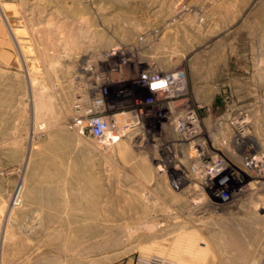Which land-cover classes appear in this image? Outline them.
Instances as JSON below:
<instances>
[{
  "label": "rangeland",
  "instance_id": "1",
  "mask_svg": "<svg viewBox=\"0 0 264 264\" xmlns=\"http://www.w3.org/2000/svg\"><path fill=\"white\" fill-rule=\"evenodd\" d=\"M0 57V264H264V0H0ZM144 69L182 92L115 145L74 128Z\"/></svg>",
  "mask_w": 264,
  "mask_h": 264
},
{
  "label": "built area",
  "instance_id": "2",
  "mask_svg": "<svg viewBox=\"0 0 264 264\" xmlns=\"http://www.w3.org/2000/svg\"><path fill=\"white\" fill-rule=\"evenodd\" d=\"M101 78L104 83H109L105 74ZM134 84L136 104L135 108L128 110H110L106 101L107 86L81 92L72 103L74 128L81 134H89L98 144L115 145L124 137L125 129L139 125L143 116L157 113L156 106L161 98L169 97L173 92H182L184 77L180 70L162 76L157 71L144 69L139 72ZM192 115L190 112L188 118L191 119ZM193 131V127L186 129L189 136Z\"/></svg>",
  "mask_w": 264,
  "mask_h": 264
},
{
  "label": "bare ground",
  "instance_id": "3",
  "mask_svg": "<svg viewBox=\"0 0 264 264\" xmlns=\"http://www.w3.org/2000/svg\"><path fill=\"white\" fill-rule=\"evenodd\" d=\"M217 166H219V165L214 166L215 172H214L213 176L218 175L221 170H225V166L222 165V163L220 164V167H217ZM213 176L211 174L204 173L203 178H205L207 181L212 182ZM228 184H229V182L221 181V183H219V186L216 187L215 193L220 194V192H222L223 190H226V188L228 187Z\"/></svg>",
  "mask_w": 264,
  "mask_h": 264
},
{
  "label": "crops",
  "instance_id": "4",
  "mask_svg": "<svg viewBox=\"0 0 264 264\" xmlns=\"http://www.w3.org/2000/svg\"><path fill=\"white\" fill-rule=\"evenodd\" d=\"M1 58V57H0Z\"/></svg>",
  "mask_w": 264,
  "mask_h": 264
}]
</instances>
